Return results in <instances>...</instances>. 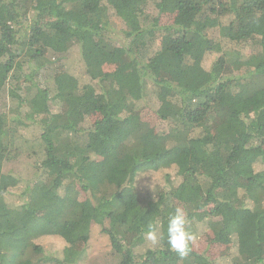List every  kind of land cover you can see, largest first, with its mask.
Returning <instances> with one entry per match:
<instances>
[{
	"label": "trees",
	"instance_id": "trees-1",
	"mask_svg": "<svg viewBox=\"0 0 264 264\" xmlns=\"http://www.w3.org/2000/svg\"><path fill=\"white\" fill-rule=\"evenodd\" d=\"M72 54L82 73L56 74L50 92L40 68ZM4 90L0 264H77L93 225L118 264H264V0H0ZM149 97L167 102L159 133L132 113ZM21 117L35 130L18 134ZM21 154L35 158V175L21 201H7L2 166ZM174 200L193 234L209 229L229 253L170 250ZM50 237L61 247L46 249Z\"/></svg>",
	"mask_w": 264,
	"mask_h": 264
},
{
	"label": "rangeland",
	"instance_id": "rangeland-1",
	"mask_svg": "<svg viewBox=\"0 0 264 264\" xmlns=\"http://www.w3.org/2000/svg\"><path fill=\"white\" fill-rule=\"evenodd\" d=\"M173 14L172 13H162L159 16L160 24H168L172 21ZM118 27L109 26V30H114L116 33H119ZM209 36L212 37L213 40H217V32L214 30L209 31ZM121 40L117 39V42ZM252 48L248 45L241 48L243 54L250 53ZM216 53H210L207 55L203 61L204 64L209 65L212 60L216 58ZM50 57V54L48 55ZM157 64L153 62L151 67L156 71H158ZM237 65H229L225 67L224 72L229 75L238 74L239 71L236 70ZM40 78L46 80L47 87L49 91L52 92L54 88V80L53 77L57 74L63 73V79H71L73 76L77 77L82 73V67L76 62L75 55L72 54L68 59H62L57 61L54 65H45L42 66L39 70ZM38 76V77H39ZM16 83V82H15ZM19 85V84H18ZM166 93H169V90L163 89L161 98L165 96ZM10 101L7 96V91L4 90L0 96V110H8L10 105ZM166 101H163L162 105L158 108L157 100L153 97H149L148 100L142 99L138 102L136 107L133 110V114L140 116L142 119L149 122L150 125L153 126L156 132H162L165 129L164 121L161 119L162 113L166 111ZM50 111L57 112L67 109V105L64 104H56L53 102H49ZM16 110V109H15ZM95 113L92 116L93 120L96 117ZM19 116V115H18ZM28 121L23 119L17 120L16 130L18 134H29L31 131H34V128H30L28 131L27 129ZM117 155H123V146H119L117 149ZM32 161H35V158L28 157L26 154H21L17 158L4 162L2 166V172L7 175L6 181L2 185V191L4 194V198L7 201H11L13 199L21 201L20 194L22 193L23 189L25 188V181L30 176H34L33 173L36 170ZM159 176V175H158ZM87 195L82 189H80L78 194V199L83 200ZM174 206L182 208V206L174 200ZM195 240L192 242V249L197 253H205L210 258L225 256L230 251V245L220 244V243H212L211 232L209 229L194 230ZM47 243L51 242L52 248H46L48 250L58 249L61 247L62 241L50 237L49 239H44ZM247 246V245H246ZM85 250L81 251V258L77 262V264H118L119 261V254L114 253L109 243L108 236L101 232L100 227L98 225L92 226L91 238L88 243L83 244L80 242L79 249Z\"/></svg>",
	"mask_w": 264,
	"mask_h": 264
},
{
	"label": "clouds",
	"instance_id": "clouds-1",
	"mask_svg": "<svg viewBox=\"0 0 264 264\" xmlns=\"http://www.w3.org/2000/svg\"><path fill=\"white\" fill-rule=\"evenodd\" d=\"M147 239L153 244L159 242V236L154 224L148 225ZM195 235L189 230V220L183 208L177 207L169 215L167 225V244L170 250L176 252L180 258H186L191 252V244Z\"/></svg>",
	"mask_w": 264,
	"mask_h": 264
}]
</instances>
